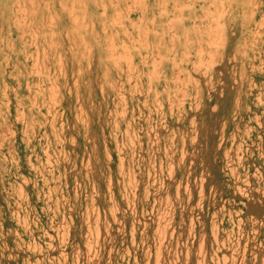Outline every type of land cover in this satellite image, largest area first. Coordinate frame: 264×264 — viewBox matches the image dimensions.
Here are the masks:
<instances>
[{"label": "rangeland", "instance_id": "obj_1", "mask_svg": "<svg viewBox=\"0 0 264 264\" xmlns=\"http://www.w3.org/2000/svg\"><path fill=\"white\" fill-rule=\"evenodd\" d=\"M0 264H264V0H0Z\"/></svg>", "mask_w": 264, "mask_h": 264}]
</instances>
